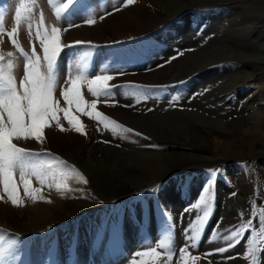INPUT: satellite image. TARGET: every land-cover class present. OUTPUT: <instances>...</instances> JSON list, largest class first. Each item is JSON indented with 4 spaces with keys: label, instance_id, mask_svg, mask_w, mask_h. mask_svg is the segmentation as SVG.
<instances>
[{
    "label": "rangeland",
    "instance_id": "1",
    "mask_svg": "<svg viewBox=\"0 0 264 264\" xmlns=\"http://www.w3.org/2000/svg\"><path fill=\"white\" fill-rule=\"evenodd\" d=\"M164 1L173 6L182 1L185 6L172 15V10L158 8L155 0H135L127 7L123 6L124 0H79L68 9L64 8L68 0H0V12L4 14L0 68L15 76L18 87L28 58L34 61L38 56L40 71H47L36 37L38 27L41 33L50 32L53 27L60 29L62 51L57 59L53 93L59 104L65 102L62 91L71 86L69 77L83 76V84L96 75L113 76L108 82L112 96L89 100L96 99V110L103 114L99 118L102 123L73 111V115H82V132L77 133L61 112L60 125L50 121L51 129L48 132L44 127L41 140L13 141L33 153L27 158L29 164H43L46 178L33 200L24 194L17 169L18 204L13 205L4 192L2 178L0 200L6 208L16 211L45 204L52 220L35 230L22 228L30 213L16 223L10 218L1 220L0 264H264V150L251 141L264 137V63L262 68H244L235 57L233 62L205 57L211 51L219 55L222 50L225 55L241 52L264 59V0H197L198 4H192L191 0ZM116 8L120 10L115 11ZM126 9L131 13H125ZM17 10L21 12L19 25L15 19ZM88 19H94L95 23L89 25ZM13 28H17L15 44L8 35ZM240 29L249 32L244 40L233 43L227 38L231 31ZM76 41L84 43L63 47ZM33 49L36 56L32 55ZM175 57L189 63L200 60L203 66L188 74L173 70L165 78L136 76L137 72L148 74L165 66ZM9 62L12 69L7 67ZM244 70H251V75L216 101L218 111L212 113L214 118L210 121L218 122V130L211 134L195 130L198 137H208V150H191L179 144L160 146L107 110L117 102L135 105L138 109L145 108L137 114L151 109L162 113L159 116L167 123L181 125L184 121L177 115L194 107L189 99L198 89L215 81L226 83L231 75H243ZM90 105L87 101L82 108L91 111ZM63 107L68 105L64 103ZM207 112L197 111L206 115L210 111ZM223 115L229 116L232 126L221 124ZM104 124L108 127L104 128ZM126 128L133 131L126 132ZM91 133L104 141L102 146L92 153L81 151L76 155L71 151L77 140H91ZM109 146L123 159L131 152L170 151L192 152L208 158L172 156L169 160L163 158L160 165L155 161L154 177L143 176L145 181L139 184L140 189L129 197L121 195L105 200L111 195H101L108 189L99 190L83 163L98 161L96 167L105 170L103 178L112 179L119 172L127 174L121 160L115 161L108 151ZM26 172L32 187L39 188L40 178L32 174L31 168ZM77 172L87 180L86 184ZM139 175L134 173L136 178ZM57 184L60 191L56 190ZM88 204L97 208L85 211ZM237 231L242 233V237L236 238L240 242L230 247ZM185 247L187 251L181 260L180 250ZM151 248H156L160 256L152 255ZM221 248L227 250L220 252ZM249 248L254 249L253 256L248 255ZM138 252L149 255L138 256Z\"/></svg>",
    "mask_w": 264,
    "mask_h": 264
},
{
    "label": "bare ground",
    "instance_id": "2",
    "mask_svg": "<svg viewBox=\"0 0 264 264\" xmlns=\"http://www.w3.org/2000/svg\"><path fill=\"white\" fill-rule=\"evenodd\" d=\"M155 1H156L155 4L158 6V8L167 10V12L169 10H172L171 12L172 15L176 14V12L178 13L179 9L185 6V5H182L183 3L181 4L182 1L180 2V4L175 3V6L172 5L173 3H168V1H164V0H155ZM224 1H229V0H224ZM191 2L192 4H198L197 0H191ZM202 2H205V0H202ZM209 2H216V0H209ZM125 13H131L130 9L129 10L126 9ZM99 31L101 33L104 32L103 30H99ZM99 31L97 32L99 33ZM247 34H249V32H247L246 30L244 31L241 29L234 30V31H231V34H229L228 35L229 37L227 38H229L234 43L235 41L244 40V38L248 37ZM236 45H238V47L243 46L240 44H236ZM259 46L260 44L257 45V50L261 49ZM220 52L221 53L218 55L217 53L213 54L211 51V53H207V56L205 57H209L207 59L216 60L219 62L220 61H223V62L232 61L235 57V59L236 58L239 59L238 61L241 63L242 67L244 68L245 67L247 68L248 66H250L251 68L252 66H256V67L259 66L262 68V64L264 63V59H261V57L259 56L256 57L251 54L243 55V53L241 52H239L238 55L231 56V55H225L222 50ZM172 59L173 60H171L165 66L161 65L156 70H150L148 74L137 72L136 76L142 77V78L147 77L148 79L165 78L166 77L165 75L169 74L173 70L180 71L182 73L183 71H186V73L188 74L191 72L199 71V69L202 68L203 66L201 65L202 62L200 60L196 63H189V61H183L184 59H181L180 57H175ZM242 73L243 75H238V74L233 75V76L231 75L229 77V80L226 81V83L224 81H215L210 84H207L208 86L205 85V87L207 88L198 89L197 92L194 95H192L191 99H189L191 101L190 104L193 105L194 107L192 108L188 107L187 111L179 112L180 115H177L180 120L184 121V124H181V125H172L171 123H167L166 121L160 118L161 116H159V114L162 115V113L160 112L156 113L154 110L148 109L147 111L144 110L143 114H137L139 113V111H141V109L143 110L145 108L142 107L141 109H138L139 106L136 107L135 105L133 106V105L121 104L117 102V104H111L110 107L107 108V110L111 112L113 116L118 117L120 119L121 118L124 119L125 122H127V124H129L131 127H134L142 131L143 132V133L141 132L143 134L142 136L147 138L148 141L156 140L157 142H159L160 146L168 147L174 144H179V145H187L191 150L192 149H198L201 151H203L204 149L208 150L210 148L208 145V137L207 138H202L200 136L198 137L195 133V130L202 129L210 134L218 130V125L216 124L218 122H215V120L210 121L211 119L214 118L212 113H215V111L216 112L218 111V106H217L218 104L216 103V101H218L220 98L223 99V97L229 91H231V88L234 85H236L238 82L244 81L245 77L251 75V70H244ZM87 90H88L87 82L81 84L82 95L84 99L91 104L93 101H89V100H92L93 96L91 93L87 92ZM199 99L201 101L200 103L197 104L196 102ZM64 103L66 102H62L61 104H59L60 107L63 108ZM196 106H200V107H196ZM198 110H202L203 112H207V111L208 112L210 111V112L209 113L207 112L208 113L207 115L204 113L198 114L197 113ZM77 115L79 119H82L81 114H77ZM223 116L224 118L221 124L232 126L230 124L231 120L229 119V116L228 115H223ZM60 122H62V120H60ZM50 129H51V126L49 123L48 126H46V130L49 132ZM71 135H72V138L77 139V136L73 134ZM92 137H93L91 139L92 141L90 139L88 140L82 139L80 141L77 140L76 143L71 146L72 147L71 151L76 152V155L79 154L81 151H85V152L88 151L90 153L95 152L99 146L103 145L104 141L101 140L99 137L97 138V136H94L93 134H92ZM255 138L257 139L254 140ZM254 139L251 140L252 143L255 142V145L260 146V148L264 150V137L262 138L254 137ZM248 143H250V141ZM241 144H245V143H241ZM108 151H110L115 161L121 160L122 166L128 172L127 174L126 172L124 173L119 172L120 175L112 179L109 176L108 178H106L105 176L103 178V175L105 174V170H104V167H96L98 161L97 162L95 161V163L94 162L93 163L89 162L87 164L83 163L84 164L83 167L86 168L87 173L91 176V179L94 180V184L97 187H99V190L102 187L108 189L107 191L109 192H104L102 195L99 194L102 197L109 195V194L111 195L110 198H107L105 200H109L111 199V197L113 198L114 196L118 197V196L124 195V197L122 198L131 196L132 193H134V191L142 187V185H139V184H142L145 181V179L142 178L143 176L146 178L154 177V174H152V172L153 170L157 169L156 164L160 165L159 161H161L163 158H166V160H169L172 156L178 157V158L179 157L185 158V159L192 158V159H198V160L199 159L205 160L208 158L207 156L201 155V154L197 156V154L192 153V152H186V153L179 152L178 153L176 151H173V152L170 151L168 153L166 152H158V153L156 152L155 153L131 152L128 158L123 159L120 156H117L115 153H113L114 151L112 150L110 146L108 147ZM155 161H158V163H156ZM153 163L154 164L156 163V164L153 165ZM129 172H131L132 175L129 174ZM135 172H136V175L137 173L140 174L137 178L136 176H134ZM134 182H137V183H134ZM148 182L150 184V182H153V181L151 180ZM39 186H40L39 188H43L41 185ZM1 197L2 196L0 195V198ZM36 207L37 208L35 209L27 208V209H19L16 211L11 208H6V206L4 205L1 199L0 200V221L1 220L6 221V218L8 219L10 218V221L16 223L19 221V219L26 218L27 214L30 213L32 214L31 217L26 219L27 221L25 224H22V228L35 230L38 227H40V225L45 224V222L47 221L49 222L50 220H52V219H49L50 212L47 210L48 207L45 206V204H38V206ZM96 208H97L96 205L88 204L85 211L91 210V209L95 210ZM30 210H32V212ZM46 218L48 220H46Z\"/></svg>",
    "mask_w": 264,
    "mask_h": 264
},
{
    "label": "snow or ice",
    "instance_id": "3",
    "mask_svg": "<svg viewBox=\"0 0 264 264\" xmlns=\"http://www.w3.org/2000/svg\"><path fill=\"white\" fill-rule=\"evenodd\" d=\"M74 2H79V0H68L64 8L68 9L69 5L74 6ZM134 2L135 0H124L123 6L127 7ZM119 10V8L115 9V11ZM15 19L17 25H19L21 21V12L19 10L15 13ZM3 23L4 14L0 12V32L4 30ZM86 23L91 25L95 23V20L88 19ZM41 24H43L42 14ZM16 32L17 28H13L8 33L12 37L13 44H15ZM59 33L60 29L58 27H53L50 32L45 30L43 33H41L38 27L36 31V37L43 50V60L47 65L46 73L40 71V58L38 56L34 61L28 58L24 66L23 78L20 80L18 87L15 76L11 72H5L3 68H0V178H2L4 192L7 193L13 205L18 204V184L15 180L17 169H19V181L23 186L24 194L32 197L33 200L36 199L35 194L40 192V188L32 187V181L28 178L26 170L28 168L32 169V174L40 178L39 183L41 186L44 185L46 178L43 164H29L27 158L33 155V153H30L23 147H19L13 142L14 140L18 141L22 138L41 140L42 131L45 126H48L50 121H55L57 125H60L58 113L61 112L63 113L64 119L67 120V123L77 133L82 132L83 125L78 116L72 114L73 111L97 119L98 122L102 123V121H99V118L103 114L96 110L97 103L95 100L90 105L91 111H88L87 108H82L83 105L87 104L81 92V82L85 79L83 76L77 75L75 78L69 77L71 86L65 88L61 93L68 107H60L59 102L54 99L53 93L57 84L55 74L56 65L57 59L62 51ZM83 43L82 41H76L74 45H64L63 47H75ZM32 55L36 56L35 49H33ZM7 67L8 69H12V63L9 62ZM111 80H113V76L111 75H96L94 79L86 81L88 91L93 97H111L113 89L108 84ZM73 105H75L74 109L72 107ZM110 123H115V121H110ZM103 127L107 128L108 124H104ZM117 127L120 126L117 125ZM60 130H63V128L61 127ZM124 130L129 133L133 131L131 128ZM136 135H139V133H136ZM48 167L51 168V165ZM76 175L85 184L87 183V180L80 173L77 172ZM60 187L57 184L56 190L60 191ZM40 198L43 199L42 196ZM204 216H208L207 211L204 212ZM248 226H251V222H249ZM237 237H242V233L239 231L234 233V242L230 244V247H235L240 242L239 239H236ZM190 239H194V237H190ZM160 247L164 248L165 245L161 243ZM226 250L224 248L219 249L220 252ZM186 251V247L180 250L181 260H183ZM150 253L157 257L160 256L156 248H151ZM137 255H149V253L138 252ZM248 255L253 256L254 249L249 248ZM168 258L171 261L170 253Z\"/></svg>",
    "mask_w": 264,
    "mask_h": 264
}]
</instances>
